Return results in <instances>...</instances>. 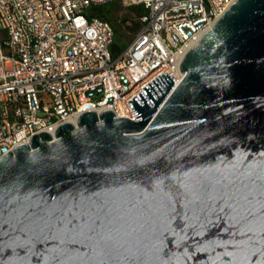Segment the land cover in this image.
I'll list each match as a JSON object with an SVG mask.
<instances>
[{
	"label": "water",
	"instance_id": "obj_1",
	"mask_svg": "<svg viewBox=\"0 0 264 264\" xmlns=\"http://www.w3.org/2000/svg\"><path fill=\"white\" fill-rule=\"evenodd\" d=\"M179 70L0 157V264H264V0Z\"/></svg>",
	"mask_w": 264,
	"mask_h": 264
},
{
	"label": "built area",
	"instance_id": "obj_2",
	"mask_svg": "<svg viewBox=\"0 0 264 264\" xmlns=\"http://www.w3.org/2000/svg\"><path fill=\"white\" fill-rule=\"evenodd\" d=\"M234 0H0V157L79 114L110 109L136 118L128 101L179 62ZM143 9L124 49L93 8Z\"/></svg>",
	"mask_w": 264,
	"mask_h": 264
},
{
	"label": "rangeland",
	"instance_id": "obj_3",
	"mask_svg": "<svg viewBox=\"0 0 264 264\" xmlns=\"http://www.w3.org/2000/svg\"><path fill=\"white\" fill-rule=\"evenodd\" d=\"M134 6H126L122 3H111L104 7L107 11L108 19L115 29L114 47L111 48V54L114 56L116 50L124 49L134 38L137 31L136 16L138 15Z\"/></svg>",
	"mask_w": 264,
	"mask_h": 264
},
{
	"label": "trees",
	"instance_id": "obj_4",
	"mask_svg": "<svg viewBox=\"0 0 264 264\" xmlns=\"http://www.w3.org/2000/svg\"><path fill=\"white\" fill-rule=\"evenodd\" d=\"M106 5H108V4H106ZM106 5H101V6H97V7L93 8V11H94L95 15L100 17L103 20H107L108 19L107 11L104 10V7ZM133 9H134V11L137 14H140L143 11V9L141 7L134 6Z\"/></svg>",
	"mask_w": 264,
	"mask_h": 264
}]
</instances>
